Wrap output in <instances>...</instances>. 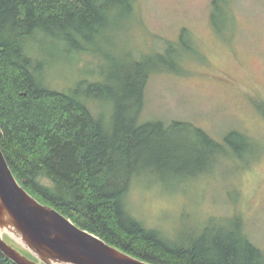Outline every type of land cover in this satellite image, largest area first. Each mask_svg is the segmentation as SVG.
Returning a JSON list of instances; mask_svg holds the SVG:
<instances>
[{
  "label": "trees",
  "instance_id": "1",
  "mask_svg": "<svg viewBox=\"0 0 264 264\" xmlns=\"http://www.w3.org/2000/svg\"><path fill=\"white\" fill-rule=\"evenodd\" d=\"M229 2H211L217 33L232 32ZM134 12L133 0H0V150L12 175L79 228L149 263L264 264V251L248 241L237 218H207L198 232L174 241L137 220L127 199L145 176L177 184L214 171L222 159L247 161L258 151L235 130L219 142L187 121L140 118L151 73L179 72V59L190 52L204 58L187 29L162 52L124 51L126 59L111 62L103 81L49 87L47 60L34 53L38 42L76 57L96 54L97 41L109 31L117 40ZM0 264L15 263L0 251Z\"/></svg>",
  "mask_w": 264,
  "mask_h": 264
},
{
  "label": "rangeland",
  "instance_id": "2",
  "mask_svg": "<svg viewBox=\"0 0 264 264\" xmlns=\"http://www.w3.org/2000/svg\"><path fill=\"white\" fill-rule=\"evenodd\" d=\"M211 2L133 0V19L118 29L117 40L110 31L111 41L99 39L96 54L76 57L44 42L34 53L47 60L49 87L65 91L81 80L103 81L126 50L135 57L162 52L187 29L204 58L190 52L179 59V72L151 73L140 118L187 121L219 142L235 130L258 151L247 161L222 159L214 171L177 184L147 176L134 181L127 195L132 214L174 241L198 232L207 218H237L248 241L264 251V0H230L234 26L222 33L210 22Z\"/></svg>",
  "mask_w": 264,
  "mask_h": 264
},
{
  "label": "water",
  "instance_id": "3",
  "mask_svg": "<svg viewBox=\"0 0 264 264\" xmlns=\"http://www.w3.org/2000/svg\"><path fill=\"white\" fill-rule=\"evenodd\" d=\"M3 234L34 259L6 242ZM0 251L15 264H152L79 228L30 195L12 175L1 150Z\"/></svg>",
  "mask_w": 264,
  "mask_h": 264
},
{
  "label": "bare ground",
  "instance_id": "4",
  "mask_svg": "<svg viewBox=\"0 0 264 264\" xmlns=\"http://www.w3.org/2000/svg\"><path fill=\"white\" fill-rule=\"evenodd\" d=\"M9 227V226H8ZM6 227V229L8 230V231H11L12 230V228L11 227Z\"/></svg>",
  "mask_w": 264,
  "mask_h": 264
}]
</instances>
